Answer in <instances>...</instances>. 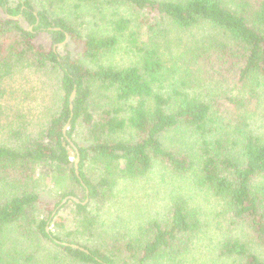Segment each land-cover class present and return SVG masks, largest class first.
Wrapping results in <instances>:
<instances>
[{
	"label": "trees",
	"instance_id": "16d2710c",
	"mask_svg": "<svg viewBox=\"0 0 264 264\" xmlns=\"http://www.w3.org/2000/svg\"><path fill=\"white\" fill-rule=\"evenodd\" d=\"M0 9V264H264V0ZM141 181L168 204L110 230Z\"/></svg>",
	"mask_w": 264,
	"mask_h": 264
},
{
	"label": "rangeland",
	"instance_id": "374dc122",
	"mask_svg": "<svg viewBox=\"0 0 264 264\" xmlns=\"http://www.w3.org/2000/svg\"><path fill=\"white\" fill-rule=\"evenodd\" d=\"M2 10L0 9V15H2ZM44 43H49L48 35H43L40 38ZM6 98L5 97V106H6ZM6 109V108H5ZM18 110L16 112H20L21 107H17ZM9 112L6 110V116ZM6 136L9 137L8 132ZM72 159L75 157L72 154ZM122 192H125L126 197L120 198ZM53 193L51 190H46L43 192L42 197L45 200H53ZM125 199V200H121ZM169 202V196L167 194V190L165 189L164 182H158L155 184V181L146 182L141 181L139 183H132L127 185V189L125 191H117L116 199L113 200L110 205L111 213L107 215L108 227L110 230L112 228L120 229L121 225L126 228L131 226L135 222H138L141 218H148L150 216L157 215V212L163 209L166 204ZM208 204H212L211 201H206ZM124 208V209H122ZM123 210V213L120 214V211ZM52 230L56 232V228L52 227ZM218 230V228H217ZM13 237V234H10ZM50 249H54L51 247ZM56 250V249H55ZM210 254H203V258H211ZM177 262H173L176 264ZM186 264V263H184ZM207 264H210L209 262Z\"/></svg>",
	"mask_w": 264,
	"mask_h": 264
},
{
	"label": "water",
	"instance_id": "95a60500",
	"mask_svg": "<svg viewBox=\"0 0 264 264\" xmlns=\"http://www.w3.org/2000/svg\"><path fill=\"white\" fill-rule=\"evenodd\" d=\"M69 38V35L66 34V39L63 43H61L60 45H63ZM76 96V88L73 90L71 96H70V108H71V116L70 118L68 119L67 121V124L65 125L64 127V134L65 136L67 137L68 141L70 142L71 146L74 148L75 152H76V157L74 159V164H75V172L77 174V176L80 178V172H79V162H80V151L77 147V145L72 141V139L70 137L67 136V130L71 127V123H72V118H73V115H74V112H73V109H74V98ZM68 200H73L75 202H81V200L74 196V195H68L66 196L62 202L60 203V205L58 206V208L63 205L64 203H66ZM89 201V198H86L85 201H83L82 203L85 204ZM47 230H49V227H47ZM59 243H63L65 245H71L72 247L74 248H80L82 250H86L84 247H81L80 245L78 244H74V243H68V242H62V241H58Z\"/></svg>",
	"mask_w": 264,
	"mask_h": 264
}]
</instances>
